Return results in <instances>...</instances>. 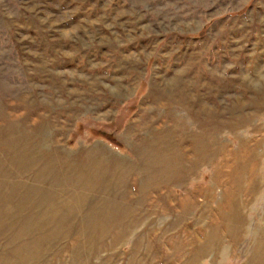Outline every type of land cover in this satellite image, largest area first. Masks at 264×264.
<instances>
[{
    "label": "rangeland",
    "instance_id": "1",
    "mask_svg": "<svg viewBox=\"0 0 264 264\" xmlns=\"http://www.w3.org/2000/svg\"><path fill=\"white\" fill-rule=\"evenodd\" d=\"M0 264H264V0H0Z\"/></svg>",
    "mask_w": 264,
    "mask_h": 264
}]
</instances>
